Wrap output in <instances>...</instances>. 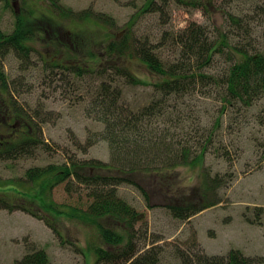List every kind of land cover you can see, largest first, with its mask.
I'll list each match as a JSON object with an SVG mask.
<instances>
[{"label": "rangeland", "instance_id": "374dc122", "mask_svg": "<svg viewBox=\"0 0 264 264\" xmlns=\"http://www.w3.org/2000/svg\"><path fill=\"white\" fill-rule=\"evenodd\" d=\"M151 1L154 3L148 11L146 6ZM214 1L220 11L204 15L201 9L185 7L174 0H61L64 9L74 12L66 19L48 11L46 0H0L1 33H12L17 21H30L32 34L24 41L29 51L21 53L16 45L15 52L9 49L1 57V64L9 80L17 78L11 94L18 111L24 103L32 112L35 121L29 123L33 137H43L45 148L35 151L40 153L35 157L0 160V198L30 210L0 211V264H15L37 250L45 251L48 264H94L96 249L106 247L101 227L122 232L121 223L114 218L96 219L89 213L94 199L84 184L70 185L68 190L65 184H59L42 193L44 182L40 175L50 166L61 168L70 159L110 160L107 142L97 140L95 135L103 125L86 112L98 92L99 79L95 74L77 78L69 73L66 77L55 70L47 77L44 64H97L92 54L99 55L100 64H129L131 72L145 83L131 86L121 82L122 100L136 111L154 96L151 84L157 78L137 57L108 55L104 47L113 41L141 40L152 50L160 48L161 57L170 61L179 50L171 47L177 46L175 41L166 45L167 39L177 38L190 23L203 25L211 36L217 35L228 14L241 16L256 5L264 6V0ZM84 11L91 17L78 15ZM102 19L110 23L99 21ZM263 20L264 16L258 17V21ZM256 30L264 47V26ZM75 36L84 39L86 46L81 43L84 50L71 53L68 47L76 42ZM11 104L10 95L0 89V142L7 137L6 141L21 137L19 115L16 122L20 121V127H16L8 114ZM224 123V145L230 159L212 149L203 162L175 170L176 183L171 191L146 174L138 175L144 191L129 183L117 189L118 197L142 216L134 233L146 234L141 242L145 250L158 247L160 264H181L177 250L185 254L192 244L199 245L208 256H225L239 250L249 257H264V99L248 112L225 118ZM86 172L98 174L95 168L88 167ZM226 173L232 175V181L224 178L216 192L210 194L211 199L220 197L219 205L187 220L178 219L166 207L169 202L201 207L204 199L198 196V190L206 189L207 175L225 177ZM47 206L55 208L50 212ZM62 210L68 213L59 215Z\"/></svg>", "mask_w": 264, "mask_h": 264}, {"label": "trees", "instance_id": "16d2710c", "mask_svg": "<svg viewBox=\"0 0 264 264\" xmlns=\"http://www.w3.org/2000/svg\"><path fill=\"white\" fill-rule=\"evenodd\" d=\"M46 1L48 11L51 10L55 16L66 19L72 17L74 12L64 9L61 0ZM174 1L185 7L201 9L204 15L220 11L219 7L215 8L214 0ZM153 3L151 1L146 6L148 11ZM78 15L86 19L91 17L88 11ZM260 16H264L262 5L254 6L249 13L241 16L230 13L223 20L221 29L217 30V35L212 36L205 26L190 23L177 38L167 39L166 45L175 41L177 46L171 47L179 50L170 61L161 57L160 48L152 50L141 40H130L133 46L125 40L110 42L103 52L113 56L118 53L122 59L135 56L157 78L151 84L154 96L136 111L122 100L121 82L131 86L145 83L131 72L129 64H100L101 58L94 54L92 57L98 59L97 64H44L47 77L55 70L66 77L69 73L77 78L95 74L99 79L98 92L86 112L103 125L102 131L95 135L97 140L107 142L109 163L70 159L63 167L50 166L44 170V175H40L44 182L43 194L59 184H65L66 190L73 184L86 185L89 196L94 199L89 213L96 219L106 216L121 223V233L101 227L106 247L96 249L97 259L94 264H160L161 253L158 247L152 246L145 250L141 242L147 238L146 234L138 236L134 233L135 224L143 221L142 216L118 197L117 189L129 183L142 190L138 175L146 174L162 182L164 190L171 191L176 183L175 170L203 162L212 149L225 159H230L224 145L227 142L224 119L248 112L264 99V47L258 40L256 30L264 26V20L258 21ZM99 21L110 23L106 19ZM31 29L30 21H17L12 33L0 32V63L1 57L9 49L15 52L16 45L21 53L29 51L24 41L32 34ZM75 39L76 42L73 41L68 47L71 53L77 49L84 50L86 46L84 39L78 36ZM17 81V78L9 80L0 64V89L10 95L12 103L7 109L8 114L13 117L16 127H20V121L16 122L17 115L22 121L20 139L6 141L7 137L5 142L1 139L0 160L35 157L40 154L35 151L45 149L42 147L43 137L41 140L38 136L33 137L29 123L35 121L32 112L24 103L20 105L19 111L17 109L15 96L11 94V87H15ZM88 167L91 170L97 169L98 174H88ZM207 176L206 189L198 190V196L204 199L201 207L167 203L166 207L173 211L175 217L187 220L208 207L222 203L219 196L211 199L210 194L216 192L217 184L221 185L224 178L232 181V178L229 180L232 175L226 173L223 177L217 174L214 178ZM47 208L51 212L55 207ZM1 210L30 211L23 205H14L3 198H0ZM59 213L62 215L68 212L62 210ZM46 223L51 225L47 220ZM177 253L181 264H264V257H249L239 250H231L225 256H208L197 244H192L185 254L180 250ZM15 264H48V258L44 250H37L26 254Z\"/></svg>", "mask_w": 264, "mask_h": 264}]
</instances>
